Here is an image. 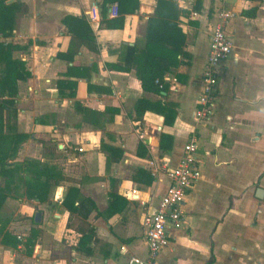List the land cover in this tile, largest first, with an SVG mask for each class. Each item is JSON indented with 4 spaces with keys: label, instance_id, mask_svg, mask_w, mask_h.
I'll return each instance as SVG.
<instances>
[{
    "label": "crops",
    "instance_id": "0c3cea01",
    "mask_svg": "<svg viewBox=\"0 0 264 264\" xmlns=\"http://www.w3.org/2000/svg\"><path fill=\"white\" fill-rule=\"evenodd\" d=\"M196 1L175 0L187 57L164 76L167 91L155 94L143 92L135 72L122 68L128 66V47H144L156 0H139L122 30L106 29L102 23L104 17L114 18L111 6L104 11L103 0H8L24 4L27 13L15 17L11 35L0 42H32L28 50L14 54L31 75L17 83L16 117L8 122L12 132L30 135L15 162L56 164L65 181L50 187L44 203L7 197L6 203H32L34 207L25 205L36 209L41 222L33 221L38 234L31 256L23 242L32 228L19 226L14 229L26 232H14L9 224L22 242L16 249L0 246V264H125L131 256L145 258L143 220L156 210L168 186L165 170L177 165L191 137L198 143L201 176L184 201L186 224L172 230L171 249L161 254L170 256L163 261L264 264V0H198L195 11ZM254 8L255 14L244 15ZM220 13L231 15L224 28L231 40V35L238 37L232 40L231 54L216 67L211 114L202 121L195 111L210 33ZM66 16L85 17L97 53L81 47L71 60L58 56L69 48L62 24ZM62 80L75 87L60 95L57 82ZM140 98L173 108L172 125L153 109L136 122L134 106ZM161 136L170 138L162 141ZM139 143L144 158L136 155ZM102 144L122 153L118 162H112L117 152L102 151ZM139 169L151 182L133 181ZM111 180L117 182L116 194L127 201L124 208L119 202L114 214L107 211ZM69 187L92 199L98 212L84 222L74 217L66 228L68 212L61 203ZM16 219L17 213L11 222ZM88 226L95 237L78 251Z\"/></svg>",
    "mask_w": 264,
    "mask_h": 264
},
{
    "label": "trees",
    "instance_id": "16d2710c",
    "mask_svg": "<svg viewBox=\"0 0 264 264\" xmlns=\"http://www.w3.org/2000/svg\"><path fill=\"white\" fill-rule=\"evenodd\" d=\"M260 1V0H254ZM193 8L199 11V1H196ZM117 6L118 15L111 19H102L106 29L122 30L126 15L134 14L139 8V0H103V8L106 5ZM256 8L244 12V15L255 14ZM180 10L177 9L175 0H156L155 11L148 19L145 45L143 49L128 47L122 70L135 72L136 78L140 82L143 92L160 94L167 91V84L164 82V76L172 69L183 64V59L187 57L184 52L186 44V35L182 32L179 25ZM250 12V13H249ZM27 7L19 2L8 3V0H0V37L11 35L15 17L19 14H26ZM250 15V16H251ZM62 24L70 37L69 48L65 54H58L59 57L72 59L81 47H85L90 52L97 53L98 46L94 34L89 27L84 16L72 17L66 16ZM32 42L25 45L4 44L0 42V246L16 249L20 242L17 236L12 234L8 226L10 222L2 215V206L10 195H21L26 200L44 203L47 201L48 191L52 186H58L65 181L60 168L56 164L41 163L36 160H26L22 163L15 162L19 147L30 135L17 134L12 132L8 126L11 118L16 117V97L17 83L26 81L30 78V73L25 67V63L15 58L14 54L28 50ZM75 84L67 80L57 82V88L60 95L63 89H74ZM74 96V92L68 94ZM156 110L164 117V123L172 125L175 118V111L168 104L151 103L145 98H140L134 106L136 122H141L144 114L149 110ZM82 113L89 110L80 109ZM168 136H161V140L168 139ZM49 140L41 139V143ZM101 150L114 155L116 159L112 162H118L122 156L117 150H113L101 145ZM137 157H146L144 146L139 143L136 152ZM25 175V176H22ZM147 179V180H143ZM152 177L143 170H137L133 181L151 182ZM116 180L110 181V192L108 194L110 201L107 211L116 213L119 202H122L123 208L127 201L116 194ZM23 188V193H19ZM62 207L68 212L66 228L71 226L73 218L82 222L87 221L90 215L97 213L95 203L89 197L83 196L77 188L69 187L64 196ZM34 217H32L33 220ZM34 221V220H33ZM32 221V224L34 222ZM35 225V224H34ZM81 231V230H80ZM37 230L32 228L27 236L24 237L23 246L26 254L31 256L37 238ZM95 237V229L88 226L83 229L78 242V251L80 246H86ZM89 251V250H87ZM84 251L85 253H88Z\"/></svg>",
    "mask_w": 264,
    "mask_h": 264
},
{
    "label": "built area",
    "instance_id": "2783aa9c",
    "mask_svg": "<svg viewBox=\"0 0 264 264\" xmlns=\"http://www.w3.org/2000/svg\"><path fill=\"white\" fill-rule=\"evenodd\" d=\"M111 13L113 17L118 15L116 5L111 7ZM230 17L231 15L228 13H220L218 15L219 23L210 33L209 52L202 78L203 91L195 111L197 120L205 121L209 118L216 85V67L227 59L233 50L232 40L224 28L225 21ZM198 151L197 140L195 137H191L184 144L182 156L177 165L165 170L168 180L166 191L160 198L154 213L143 220L147 255L145 258L131 256L125 264H177L174 261L161 263L159 257L163 252L171 249L172 230H179L186 224L184 201L188 192L201 176ZM18 241L21 243L22 239L18 237Z\"/></svg>",
    "mask_w": 264,
    "mask_h": 264
},
{
    "label": "rangeland",
    "instance_id": "374dc122",
    "mask_svg": "<svg viewBox=\"0 0 264 264\" xmlns=\"http://www.w3.org/2000/svg\"><path fill=\"white\" fill-rule=\"evenodd\" d=\"M237 37H238V34L231 35V38H232L233 42H234V40H237ZM215 83L217 84V80H215ZM23 191H24L23 188H20L19 193H23ZM15 196L18 197V198H24V196H21V195H18V194H15ZM27 201H29V200H27ZM25 204H30V203L25 202L23 204H19V203H13V202L12 203L4 202V204L2 206V210H1L2 215L8 220V222H10V224H11L10 227L12 228V230L14 232H19L20 231V230H15L14 229L15 227H19V226H25V228L26 227L27 228L28 227L29 228H33L32 227L33 226V224H32L33 220L30 218V216L28 217V214L31 215V216L35 215L33 212H35L36 209L35 208L34 209H29L28 206H26ZM30 205H32V203ZM16 213H17V219L14 222H11L12 219H13V215L16 214ZM18 224H20V225H18ZM23 231L26 232V229H23ZM23 231H20V232H23ZM20 234H22V233H20ZM168 256H170L169 253L166 255V257L165 256H160L159 257V261L161 263L165 262L163 260L166 259Z\"/></svg>",
    "mask_w": 264,
    "mask_h": 264
},
{
    "label": "water",
    "instance_id": "95a60500",
    "mask_svg": "<svg viewBox=\"0 0 264 264\" xmlns=\"http://www.w3.org/2000/svg\"><path fill=\"white\" fill-rule=\"evenodd\" d=\"M34 222L35 223H40L41 222V216H40V214H36L35 215Z\"/></svg>",
    "mask_w": 264,
    "mask_h": 264
}]
</instances>
